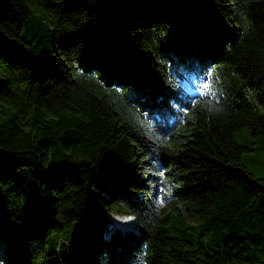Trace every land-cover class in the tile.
I'll list each match as a JSON object with an SVG mask.
<instances>
[{"label":"trees","instance_id":"obj_1","mask_svg":"<svg viewBox=\"0 0 264 264\" xmlns=\"http://www.w3.org/2000/svg\"><path fill=\"white\" fill-rule=\"evenodd\" d=\"M242 128L264 0H0V264H264Z\"/></svg>","mask_w":264,"mask_h":264},{"label":"rangeland","instance_id":"obj_2","mask_svg":"<svg viewBox=\"0 0 264 264\" xmlns=\"http://www.w3.org/2000/svg\"><path fill=\"white\" fill-rule=\"evenodd\" d=\"M20 51L26 53L27 49L21 47ZM28 55V54H27ZM185 89L191 94H197L199 92L198 83L196 79H186ZM237 140L249 146L242 154V162L247 166L249 170L254 172L257 176L264 177V138L253 137L250 134L249 129L242 128L235 132ZM253 141L255 143H253ZM166 196L160 199L163 206L172 207V199L168 195L170 188H165ZM131 217L132 219H128ZM107 227H119V228H136L134 218L130 215H122L117 213H111L108 220L104 221Z\"/></svg>","mask_w":264,"mask_h":264},{"label":"snow or ice","instance_id":"obj_3","mask_svg":"<svg viewBox=\"0 0 264 264\" xmlns=\"http://www.w3.org/2000/svg\"><path fill=\"white\" fill-rule=\"evenodd\" d=\"M128 219H132L131 217H129Z\"/></svg>","mask_w":264,"mask_h":264}]
</instances>
